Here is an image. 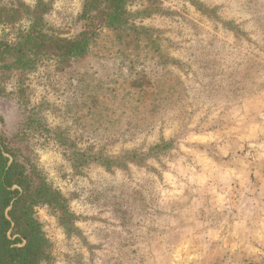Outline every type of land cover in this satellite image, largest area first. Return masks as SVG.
Here are the masks:
<instances>
[{"label":"rangeland","instance_id":"rangeland-1","mask_svg":"<svg viewBox=\"0 0 264 264\" xmlns=\"http://www.w3.org/2000/svg\"><path fill=\"white\" fill-rule=\"evenodd\" d=\"M41 1L43 32L79 33L84 0ZM37 3L0 0V43ZM124 8L81 59L0 58V137L67 211L33 209L40 264H264V0Z\"/></svg>","mask_w":264,"mask_h":264},{"label":"trees","instance_id":"trees-1","mask_svg":"<svg viewBox=\"0 0 264 264\" xmlns=\"http://www.w3.org/2000/svg\"><path fill=\"white\" fill-rule=\"evenodd\" d=\"M127 0H84L78 17L80 31L71 39L41 30L45 5L41 0L31 15L28 31L15 44L0 43V58L11 66L29 70L40 56H53L66 65L83 58L100 27L114 30L128 25ZM114 160L106 159L111 167ZM20 160L18 150L0 137V264H40L48 257V243L43 237L33 209L44 204L67 214L60 195L39 182Z\"/></svg>","mask_w":264,"mask_h":264},{"label":"clouds","instance_id":"clouds-1","mask_svg":"<svg viewBox=\"0 0 264 264\" xmlns=\"http://www.w3.org/2000/svg\"><path fill=\"white\" fill-rule=\"evenodd\" d=\"M261 55H264V53H262ZM171 132H172V129L170 127L167 128V129H163L162 128L160 130V135H162L165 139H167L170 136ZM156 135H157V133L155 131H153L151 137L149 138L150 141L151 140H155L156 139ZM129 146L131 147V146H134V145H129ZM239 178H240L239 176H236V179H239Z\"/></svg>","mask_w":264,"mask_h":264}]
</instances>
